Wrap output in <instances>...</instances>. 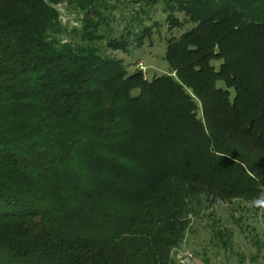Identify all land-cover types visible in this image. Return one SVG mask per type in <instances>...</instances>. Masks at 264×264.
Here are the masks:
<instances>
[{
    "label": "trees",
    "instance_id": "trees-1",
    "mask_svg": "<svg viewBox=\"0 0 264 264\" xmlns=\"http://www.w3.org/2000/svg\"><path fill=\"white\" fill-rule=\"evenodd\" d=\"M118 3L0 0V264H172L207 203L263 196L231 133L264 144V0H131L113 35ZM139 3L191 24L151 79L103 52L144 45Z\"/></svg>",
    "mask_w": 264,
    "mask_h": 264
},
{
    "label": "rangeland",
    "instance_id": "rangeland-1",
    "mask_svg": "<svg viewBox=\"0 0 264 264\" xmlns=\"http://www.w3.org/2000/svg\"><path fill=\"white\" fill-rule=\"evenodd\" d=\"M130 1L120 0L118 3L114 21L110 24L113 35L121 31L124 20L130 17L133 8ZM138 6L147 10L148 14H144L142 19L152 29L144 45L141 48L132 45L129 52L106 48L103 52L121 58L129 71L141 69L144 76L151 79L169 71L164 57L167 40L178 37L191 24L169 27L160 3L150 7L139 3L134 8ZM58 8L63 24L69 28L80 27L79 13L70 11L65 5ZM176 16L182 19L180 13L176 12ZM231 136L250 155L249 161L252 164L264 166V144L254 143L251 138L239 137L235 128H232ZM190 220L191 226L183 243L171 252L172 264H264V209L254 207L244 200L232 199L214 205L207 203Z\"/></svg>",
    "mask_w": 264,
    "mask_h": 264
},
{
    "label": "clouds",
    "instance_id": "clouds-1",
    "mask_svg": "<svg viewBox=\"0 0 264 264\" xmlns=\"http://www.w3.org/2000/svg\"><path fill=\"white\" fill-rule=\"evenodd\" d=\"M253 206L264 209V196L252 201Z\"/></svg>",
    "mask_w": 264,
    "mask_h": 264
}]
</instances>
